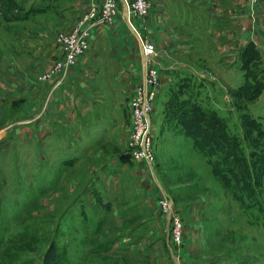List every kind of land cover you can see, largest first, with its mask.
Returning a JSON list of instances; mask_svg holds the SVG:
<instances>
[{"label": "rangeland", "instance_id": "obj_1", "mask_svg": "<svg viewBox=\"0 0 264 264\" xmlns=\"http://www.w3.org/2000/svg\"><path fill=\"white\" fill-rule=\"evenodd\" d=\"M24 33L26 26L10 33L8 46L32 42ZM248 66L255 82L258 67ZM235 73L242 83L243 70ZM176 80L172 90L224 119L234 156L216 152L207 162L168 116L165 80L148 110L153 170L132 152L130 99L108 106L116 127L86 144L85 126L52 123L46 137H30L10 121L18 102L0 104V264H45L53 245L49 264H264V91L247 99L219 76L207 85ZM160 198L182 221L179 242Z\"/></svg>", "mask_w": 264, "mask_h": 264}, {"label": "crops", "instance_id": "obj_2", "mask_svg": "<svg viewBox=\"0 0 264 264\" xmlns=\"http://www.w3.org/2000/svg\"><path fill=\"white\" fill-rule=\"evenodd\" d=\"M101 1L0 0V104L18 102L10 121L28 127L30 137H46L52 123L85 126V144L96 133L107 136L117 117L108 106L127 104L143 77L139 36L154 45L166 88L179 77L191 84L218 76L226 85L242 84L246 70L239 56L248 43L264 79L262 0L248 10L246 0H149L147 13L130 19L118 0L109 20L95 21L86 50L56 85L60 74L52 69L62 51L56 36ZM23 26L33 41L8 46L10 33ZM235 68L243 70L242 83Z\"/></svg>", "mask_w": 264, "mask_h": 264}, {"label": "built area", "instance_id": "obj_3", "mask_svg": "<svg viewBox=\"0 0 264 264\" xmlns=\"http://www.w3.org/2000/svg\"><path fill=\"white\" fill-rule=\"evenodd\" d=\"M126 12V17L142 16L147 13L149 0H119ZM247 6L252 7L258 0H246ZM118 0H102L100 4L93 5L74 25L66 31L59 32L56 40L61 45V54L55 59L53 71L64 74L68 67L75 64L79 56L88 46L90 30L95 21L109 20L115 13ZM141 57L144 64V73L137 90L130 97L132 107L133 128L131 137L134 141L136 155L143 156L150 170L153 164V156L149 150V125L150 116L148 110L153 97L157 95L156 89H160L164 83V77L159 75V66L155 63L156 51L154 45L148 40L138 37ZM163 83H162V82ZM153 170V168H152ZM166 214L171 222V234L174 241H180L183 231L182 221L179 215L172 209V202L160 198Z\"/></svg>", "mask_w": 264, "mask_h": 264}, {"label": "trees", "instance_id": "obj_4", "mask_svg": "<svg viewBox=\"0 0 264 264\" xmlns=\"http://www.w3.org/2000/svg\"><path fill=\"white\" fill-rule=\"evenodd\" d=\"M249 49L253 50V53H248ZM256 55L252 43H248L241 52V58L244 59H242L241 63L246 70L245 81L237 86L238 92L235 93V96H243L247 99H252L255 98L264 87V79L261 74L262 70L259 67ZM252 63H255L258 67V71L255 74V82L249 81L250 73H248V65ZM245 82L250 84L245 85ZM167 90H169V93L171 94L165 102V109L168 116L175 117L177 121L180 122L185 133L190 135L196 145L202 149V154L206 156L207 162L210 164L213 162L211 156L216 152H222L223 154L230 153L233 156L235 155V150L237 149L236 142L234 139H226L224 137L227 133V130H225V122L216 111H208L201 106L197 100L182 97L180 94L182 91L172 90L171 86H168ZM253 119L255 120L254 117ZM254 127L257 130H263L259 128L260 126L257 122H255ZM213 146L216 148L213 149ZM215 149H217V151ZM56 251V245H53L48 250L49 259H47L48 261L45 264H49L52 261L56 255Z\"/></svg>", "mask_w": 264, "mask_h": 264}]
</instances>
